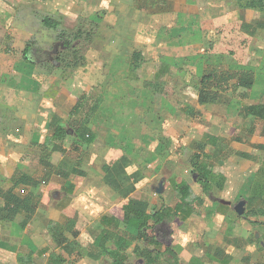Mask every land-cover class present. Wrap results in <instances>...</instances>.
<instances>
[{
    "label": "rangeland",
    "instance_id": "rangeland-1",
    "mask_svg": "<svg viewBox=\"0 0 264 264\" xmlns=\"http://www.w3.org/2000/svg\"><path fill=\"white\" fill-rule=\"evenodd\" d=\"M176 1L183 4V0ZM189 5H186V9L182 8L183 6L177 7L181 14H184L181 23L177 24L174 20L168 24V16L162 15L151 17L150 21L141 18V24H148L149 30H139V32L137 30L136 35L132 36L131 30H126L125 27L121 29L122 33L129 37V41L122 42L125 49L134 44L135 49H141L143 42L149 45L148 43H152L153 40H157L160 45L173 43L171 45L173 51L166 49L163 52L166 59H170V67L162 76L158 75L159 79H156L158 78L157 70L152 68L149 60L144 61L138 71L127 65L115 69L106 65L99 67L101 64L99 61L107 59V56L102 52V48H98L100 53L93 51L92 48L105 47L104 44L116 45L119 40V33H114L115 26L109 28V34L114 33V35L104 37L105 23L103 20L99 22L100 17L106 15L104 11L97 12L98 10L90 8L88 13L80 15L76 20H71L45 13L44 9L37 7L35 14L31 13V19L26 21L25 30L32 33V36L28 42L31 50L25 57L22 52H15L12 49V43L6 35L9 30L7 19L0 20L2 47L14 51L8 60L11 67L0 70V145L6 147L3 150L5 154H9V148H11L9 143L18 139V133L23 135L26 131L25 138L32 140L35 139L39 128H47L46 131L40 130V132L49 137L53 134L55 121L59 119L69 132L67 140L55 141L54 144L47 145L49 150L44 149L46 146L42 148L32 146L37 144L33 141L29 143L37 151L31 153V162L28 167L30 175H39L38 171L44 168V165L39 163L40 158L45 156L49 161L46 169H49V174L54 175L53 180L48 182L50 197L55 195L53 186L57 183L56 180L60 179L58 175L62 170L55 171L53 167L61 163V156L66 171L75 166L78 157L84 160L96 157V163L100 165L101 163L115 164L120 157L124 156L133 165L129 168L125 167L128 174L135 166L139 171H141L140 168H144V171L148 164L154 167L158 161L169 159L163 170L168 180L164 179L162 183L160 182L161 174L154 176L156 181L153 187L148 195L146 193L144 195L153 205L158 202L159 205L164 204L166 207L174 206L178 196L172 182L183 178L192 185L193 191L189 195L197 210L196 216L193 217V224L183 226L177 220L173 226V248H176L185 258H188L187 244L190 241H193L195 249L200 248V251H203V247L206 246H203V242L206 241L204 234L200 237L194 235L202 225L199 214L205 209L200 207V200L210 205L218 194L214 192L215 197L212 196L211 199L203 194L202 187L197 177L194 178L192 167L189 166L192 156L199 152L210 155V158H213L212 168L217 162L223 163V165H217L215 170L229 175H227V181L220 183L223 190L220 198L226 201L239 202L234 197L245 181L246 177L243 175L255 172L259 168L264 171V150L256 153L257 145L262 144L260 142L264 139L263 122L256 120L251 125V121H245L246 119L242 117L244 114H238L241 107L264 103V13L243 8L240 0H189ZM107 15H109L108 12ZM45 17L60 21L61 27L57 30L48 28L43 23ZM13 25L11 24V29L21 27L20 22ZM169 25L172 27L177 25L183 31L179 36L171 37L170 30H167ZM160 26L161 28L158 29ZM79 30L81 38L74 40ZM157 31L159 34L151 36ZM186 35H188L186 37L188 42L186 46H183L182 40ZM66 42L72 43L76 49L75 53L66 48ZM180 50L185 51V57ZM145 56L149 58L152 54L148 53ZM212 71H219L216 73V79L223 78V73L231 75L235 72L234 76L238 78L236 71L253 72V80L259 83L253 88H237L236 90L235 85H231L235 82H226L222 86L223 94L220 101L215 105L202 106L198 102L201 77L204 73L208 74ZM247 79L248 83L252 81L249 76ZM19 113L21 116L18 115ZM216 115L227 116L230 119L232 128L230 132L221 133L219 128L209 127L218 122ZM80 125L88 127L91 130L90 136L96 137L92 145L84 143L81 146L75 142L73 130ZM250 126L254 128L253 135L247 134L245 130ZM207 132L215 134L218 138L223 137L224 140L220 141L223 143L220 144L224 149L220 150L221 152L213 150L209 144H204V138H207L206 134H209ZM53 146L64 147L62 151L57 149L56 152H52ZM249 150L253 153L255 164L244 161L247 165H242L239 163L241 159L239 160L234 154L231 155L232 152H248ZM140 161L146 164H138ZM95 168L97 166L94 165L91 171L94 172ZM99 173L103 175V171L100 170ZM78 177L75 180L78 181L77 186L81 187L85 181ZM169 181L172 182L169 183ZM143 182L147 183V179ZM0 183L5 184L6 189L11 186V183L7 181H0ZM160 185L165 187L164 192L159 195L161 197L157 195L154 197L156 200L151 201L150 191H157ZM259 185L264 186V180ZM255 201H259L257 205H261L264 210V195H257ZM77 207L79 208L80 205ZM227 216L238 226L240 235L252 236L250 224L245 223L244 220H238L231 213ZM85 217L82 216L79 228L82 239L87 241L93 235L100 234V229L95 228L96 221H91L89 224V217ZM11 228L0 224V240L10 244L8 246L0 242V264H22L16 260L15 256L19 253L24 255L29 250H34L36 255L32 264L51 263L47 262L48 258L45 255L37 253L41 245L31 240L33 239L31 236H37L36 227H32L33 232L29 229L25 233L27 236L25 240L19 239L24 233L16 232L18 230L14 227L15 234L10 236L13 230ZM213 230H208L210 236L216 234ZM182 234L189 235L190 239L183 245L184 248L179 249L177 244L181 241ZM39 239L41 243L49 242L44 234H41ZM164 247L156 248L164 250ZM143 250L144 246L137 250L131 248L129 254H121L118 261L121 264H167L164 258H159L154 263L149 262ZM103 256L105 258L100 261V264H116L108 254ZM184 262L187 263V259Z\"/></svg>",
    "mask_w": 264,
    "mask_h": 264
},
{
    "label": "crops",
    "instance_id": "crops-1",
    "mask_svg": "<svg viewBox=\"0 0 264 264\" xmlns=\"http://www.w3.org/2000/svg\"><path fill=\"white\" fill-rule=\"evenodd\" d=\"M157 1L0 0V20L7 19L6 22L8 24L9 30H7L6 35L7 37H9L12 43V49L15 52H23L30 40L29 38H31L32 36V33L25 30L26 21L31 19V13L35 14L34 11L38 9L37 7H39V9H44L45 13L52 14L63 19L66 18L71 20H76V18H78L80 15L86 12L88 13V10L90 8L93 10H98L97 12L104 11L106 12V15L104 17H100L99 20V22L103 20L106 26V28L103 29L104 37L107 35L110 36L111 34H109V28L115 26L114 33H119V40L116 42V45L104 44L105 47L97 46L96 48H92L93 51L95 50L97 53L101 52L100 50H98V48H102V52L107 56V59L99 61V63H101L99 64V67L100 65H106L109 68L115 69L127 65L128 67H133L136 71H138L142 67L143 62L149 60L151 62L152 68L157 70L156 76H162L170 67V59H166L163 52L166 49L173 51L171 48V45L173 43L160 45L158 44L157 40H153L152 43H148L149 45H146L143 42L141 49H135V44L132 47L128 46V48L125 49L123 48L124 44H122V42H124L125 40L129 41V37L123 34L121 30L122 27H125L126 30H131L132 36L137 34V30L138 32L139 30H149L148 24H141V18H144V20L146 21H150L151 17L154 18L160 17L162 15H167L169 20L167 22L168 24H170V22H174V20L177 22V24L183 21L182 17H184V14H181L180 10L177 7L183 6L182 8L186 9L185 7L186 5H189V0H183V4H180V2L176 0H159L158 3ZM152 8L154 10H152ZM107 12L109 15H107ZM18 22H20L21 27L12 29L10 28L11 24H14L13 26H15V24H18ZM182 26L185 27V25ZM151 27L152 25L150 26V28ZM160 28L161 26L158 27V29ZM4 29L6 30V28ZM167 30H170L171 33L169 35H171V37H177V35L179 36L183 31L182 28L177 27V25L176 27H172L171 25H169ZM156 34H159L158 31L155 32V34H151V36H155ZM113 35H111L110 37H112ZM186 37H188V35H186L182 40L183 46H186V42H188V38ZM2 46L3 43L1 44L0 42V70L2 68L9 69L11 67V64L8 60L9 58H11L10 54L14 52L12 50H6ZM180 52L185 57V51L180 50ZM5 53H7L8 55H6ZM148 53L152 54V56L149 58L145 56V54ZM135 54H138V59H134ZM218 72L219 71H217V73ZM234 73L235 72H232L231 75H227L226 73L224 75L223 73V78L227 80L218 78L216 84H214V89L218 91L216 101L214 103H209L202 106L217 104L220 101L221 95L223 94L222 86L226 82H235V84L233 83L231 85H235L236 90L237 88L245 89V87L239 86L238 80H235L237 78H235ZM248 74H250V77L252 78L253 84L251 87L253 88V86H255V84H258L259 82H255V79L253 80V72H248ZM156 79H159V76ZM243 109L244 108L241 107L238 112L239 115L244 113ZM18 115L21 116V113H19ZM215 117L218 118V122L215 124H211L209 127L219 128V131L221 133L230 132L229 130L232 129L229 123L230 119L227 116L223 117L221 115H216ZM242 117H244V115ZM23 118H26L25 114L23 115ZM237 118L239 117L237 116ZM244 118L246 119H244L245 121H251V125L254 121L257 120L255 117ZM261 122H263V132L264 121ZM40 130L46 131L47 128H39L38 131L36 130L37 135L35 139L32 140L25 138L24 134L26 133V131L25 133H23V135L18 133L17 135L19 136H17L18 139H15V142H10L11 140H8L10 142L9 145L11 146V148H9L10 152L8 155L3 151L6 147H1L0 145V181H7L11 183V186L8 187V189H6L5 184L0 183V208L5 205V197L7 196H5L4 193H9L7 195L11 194L13 197L18 199L17 202H21L19 210L15 211L14 214L11 211H0V224L5 227H12L11 229H13L14 227L16 230H18L16 231L18 233L23 232L24 237H19V239L24 238V240L25 238H27V236H25V233L28 232L29 229L31 230L33 226L36 227L37 232L35 233H37V236H31L33 238L31 240H33L34 242L36 241L41 245L39 246L40 248H38L37 253L42 256L45 255L48 258L47 262H51L48 264H100V261L105 258L103 255L108 254L105 251L104 247H102L104 241V235L102 233L104 230L109 232L124 230L125 232H130L132 235L137 234L135 230L130 229L123 224L125 216L124 207L129 204L130 200L134 199L148 204V214H152L154 209L159 210L162 207H166V205L164 204L159 205L158 202L153 205L148 198H145L146 196L144 195V193L148 195L149 190L153 187V184L156 181L154 176L157 177L159 176V174H161L160 182L162 181V183L164 179L168 180V176L165 172L163 173V170L166 168L165 164L168 163L169 159L158 161V163H156L154 167L151 164H148L149 167L147 166L144 171V168H140L142 172L139 171L135 166L134 169L130 172V174H132L133 177L136 178V183L134 185L135 190L133 189L132 192L123 193L120 189H117V187H115L108 181L106 167L112 166L114 164L101 163L100 166L96 163V157L95 159L89 160H84L82 157H78L75 166L66 171L64 170V164L62 162L63 158L61 156V163L55 164L53 167L55 171L58 169L62 170L58 175V178L60 179L56 180L57 183L53 186V193H55V195H53V197H50L49 194L51 193V191H49L50 187L48 182H51L53 180L54 175L49 174V169H46L49 166L48 159L45 156L39 159V163L44 165V168L38 171L39 175H30L28 171V167L30 166L31 162V153L37 152L31 147L32 144L30 145L29 143L33 141L37 144H34L32 146L40 148L46 146V148L44 147V149H47V145H49L48 142L50 140L52 143H55V140L53 139L54 131L52 135L47 137L43 135ZM245 130L248 132L247 134L250 135H253L255 133L252 126H250V128H246ZM207 133L209 134H206L207 138H204V144H209L210 146H212L213 150L221 152L224 149L220 144L223 143L220 142L224 140L223 137L218 138V136L211 132ZM20 136L21 138H19ZM27 141H29L27 144L23 143ZM75 142H77V145L81 143L77 140H75ZM260 143L262 144L257 145V150L256 146L254 147L256 153H260L262 150H264V139H262ZM39 152L40 154L42 153L41 150ZM195 154L201 156L205 155L203 153L201 154L200 152ZM233 154L237 156L239 160L241 159L239 163L242 165H247V163L244 161H251L255 164V162L253 161V153H251L250 150L248 152H232L231 155ZM122 157H120L116 163H119L121 162V160H123V162H125V165H127V163L132 165L129 160L127 161V159L125 158L122 159ZM204 161L207 163L208 170L210 171L209 181L212 184L213 189L211 192V196H209L204 192L203 187L200 184L203 194L206 196V198L211 199L212 196H214V192L218 193L216 194V198L220 199V201L215 198V200H213L214 202H211L210 205H206L205 202L200 200V207H205V209L199 214L202 225L199 230L194 233V235L196 237H200L201 234H204L206 241L203 242V246H206L203 247V251H200V248L195 249V243L193 241H190L187 244L189 248L188 258H185L184 255L180 254L175 248V251L181 259V264H264V210L262 209L261 205H257L260 201V198L259 201H255L257 195H264V186L259 185L264 180L263 169L261 170L259 168L255 172L252 171L251 173L248 172L243 175V177H246L244 178L245 181L240 186L237 195L234 197L235 200H238L239 202L241 200L246 201L245 215L239 216L235 211V206L239 202L236 203L234 202V200L226 201L220 198L222 197L220 193L223 192L220 183L227 181L228 174L226 175V173L223 174L221 172H216L215 169L217 168V165H223V163L217 162L216 166L212 168L213 158H210V155ZM189 163L190 168L192 167V173L195 175L194 178L196 179L198 175L195 172L192 158L190 159ZM138 164L145 165L146 162L140 161ZM94 165L97 166V168H95V171L92 172L91 168H93ZM100 170L103 171V175L99 173ZM76 177L81 180L84 179L85 182L81 184V187L77 186L76 182L78 181L75 180ZM150 177H152V181ZM146 179L147 183L143 182V180ZM171 182L172 181H169V183ZM182 182L186 183L187 185L184 203H182L183 196L178 193V185ZM172 184H174L173 186L175 187L178 196L176 200L178 201L174 206L167 207L172 210V213H178L177 215H174L172 217L171 221L168 222L170 227L173 228L177 220H179V222L181 223L180 225L183 226L187 224H193V217L196 216L197 210L196 206L193 205L194 201L190 199L191 196L189 195L193 191L192 185H190V183L183 178L180 181L174 183L172 182ZM256 186L257 188H255ZM158 189H161V192H159ZM158 189L155 192H153V190L150 191L152 195L151 201H155L156 198L154 197H157V195H161L164 192L165 187L163 185H160ZM88 193L92 194L88 196L87 200H80V197L82 195H86ZM17 202H15L14 204L16 205ZM254 204L256 205L252 207V205ZM78 205H80L79 208L77 207ZM177 205L182 206L180 211H176L177 209H179ZM256 211L261 212L257 213ZM230 213L235 215L238 220H244L245 223H248L252 226V236L248 237L245 235H240V232H238L237 230L238 226L235 225V222L233 220L231 222L229 217L227 216ZM82 216L89 217V224L91 221H96L97 225H95V228L97 227L98 229H100L101 235H93L92 238L87 241L82 239V233L80 232L79 228ZM67 223H74V227L72 225L71 226L75 229V231L70 232L69 230H66L64 234L65 237L70 242L76 240L79 243L80 247L76 246L71 249H68L67 247H60L52 237L51 228L54 224L67 225ZM212 224L213 226H211ZM210 229H214L213 231L216 232L214 236H210L211 234L209 235L208 230ZM33 230L34 229H32V232ZM13 234H15L14 229L11 231L10 236H12ZM41 234H44V236L48 238V243H41L39 239ZM98 236L100 237L98 238ZM0 242L1 244H5L8 246L10 245L9 243L1 240ZM177 245L179 246V249L183 247L180 242ZM63 246L66 245L63 244ZM107 246L109 249L111 247V249H115L114 242L112 241L108 242ZM131 248L134 250L136 248V243L133 244L125 253L129 254ZM33 251L34 250H29V252L24 255L20 253L16 254L15 258L18 262H22V264H32V261H34V258L36 257ZM197 251L200 252L198 253ZM78 258H81V260H78ZM186 259L187 263L184 262V260L186 261Z\"/></svg>",
    "mask_w": 264,
    "mask_h": 264
},
{
    "label": "trees",
    "instance_id": "trees-1",
    "mask_svg": "<svg viewBox=\"0 0 264 264\" xmlns=\"http://www.w3.org/2000/svg\"><path fill=\"white\" fill-rule=\"evenodd\" d=\"M240 4L245 9H252L257 10L262 13H264V0H240ZM43 23L45 26L51 29H59L61 27L60 22L52 20L49 17H45L43 20ZM81 38V31L79 30L75 36L74 40H79ZM64 39V38H63ZM62 39V40H63ZM65 45L66 48L69 50H72L73 53L76 52V49H74L72 43L66 42ZM31 47L28 44L25 48V50L22 52L23 56H27L30 52ZM134 59H138V54H135ZM249 71H236V75L238 76V84L241 87L250 88L253 84V81L250 83L247 82V76L250 77V74H248ZM217 72H208L204 73V75L201 77V87L199 89V96H198V102L200 105H205L209 103H214L216 101V97L218 96V91L214 89V84H216L217 80ZM229 77V76H228ZM224 80H227L223 78ZM222 80V79H221ZM78 112V111H76ZM244 117H255L257 120L264 121V103H259L257 105H249L244 107ZM83 124V123H81ZM73 133L76 140L81 142V146L86 144H92L94 143L96 137H91V130L86 128V126L82 127V125L79 126V128L74 129ZM69 137V132L66 130L64 125H62L61 122H59V119L55 121V128H54V135L53 139L55 141L64 142ZM48 144H54L51 142V140L48 142ZM62 145V144H61ZM62 147V146H60ZM58 147L59 150L62 151V148ZM77 148V147H76ZM57 150V147L53 146V150ZM55 150V151H56ZM208 155H197L194 154L192 156V163L194 164L195 172L197 173V181L199 184L202 185L204 192L211 196V192L213 189L212 184L209 181V174L210 171L208 170L207 163L204 161ZM125 158L124 156L122 159ZM133 165H130L127 163L125 165V162L121 160V162L116 163L112 166L106 167L107 177L109 183L113 184L117 189H120L123 193H129L132 192L134 189V185L136 183V178L133 177L132 174H128L125 171V167L129 168ZM138 178V177H137ZM133 179V180H132ZM186 183L182 182L178 185V193H180L183 197V202L185 199L186 194ZM135 190V189H134ZM6 200L5 205L0 208V211L9 212L11 211L13 214L15 211L19 210L20 203L17 202L18 199L13 197L11 194L7 195L9 193H4ZM181 199V200H182ZM17 202L15 205L14 203ZM181 203V204H182ZM13 207V208H12ZM179 209L176 211H180L181 207L180 205H177ZM125 210V216H124V226L135 230L137 232L136 235H132L130 232H125L124 230H116V231H103L104 235V241L103 246L105 251L108 253L110 257L114 259V262L116 264H121L118 261V258L121 254H124L133 244L136 243V250L144 246L143 252L145 253V256H147L148 261L151 263H154L155 260H159V258H164L167 262V264H181V259L175 249L173 248L174 244V231L173 228L170 227L169 221L172 220V217L174 215H177L178 212L172 213V210L169 207H162L159 210L153 211L152 214H148V204L143 203L138 200H130L129 204H127L124 207ZM2 215V214H1ZM74 223L67 225H60V224H54L51 228L52 237L54 238L55 242L60 247H67L68 249L74 248V247H80L79 243L74 241H69L65 237V231L69 230L70 232L75 231L73 228ZM73 227H72V226ZM101 235V234H100ZM100 236H98L99 238ZM114 242L115 249H109L107 246L108 242ZM65 244L66 246H63ZM165 246V249L157 250L158 247ZM154 247V248H152ZM157 247V248H156ZM156 254V256H155Z\"/></svg>",
    "mask_w": 264,
    "mask_h": 264
},
{
    "label": "water",
    "instance_id": "water-1",
    "mask_svg": "<svg viewBox=\"0 0 264 264\" xmlns=\"http://www.w3.org/2000/svg\"><path fill=\"white\" fill-rule=\"evenodd\" d=\"M161 192V189H158ZM235 211L239 216H244L246 211V201L241 200L236 206Z\"/></svg>",
    "mask_w": 264,
    "mask_h": 264
},
{
    "label": "clouds",
    "instance_id": "clouds-1",
    "mask_svg": "<svg viewBox=\"0 0 264 264\" xmlns=\"http://www.w3.org/2000/svg\"><path fill=\"white\" fill-rule=\"evenodd\" d=\"M92 193H88V194H86V195H82L81 197H80V200H87L88 199V196L89 195H91ZM189 239H190V236L189 235H183L182 234V236H181V241H180V243H181V245L183 246V245H185V244H187L188 243V241H189Z\"/></svg>",
    "mask_w": 264,
    "mask_h": 264
}]
</instances>
